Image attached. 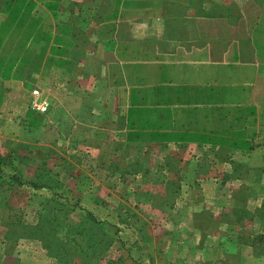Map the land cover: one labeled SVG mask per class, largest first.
Masks as SVG:
<instances>
[{"label": "crops", "instance_id": "crops-1", "mask_svg": "<svg viewBox=\"0 0 264 264\" xmlns=\"http://www.w3.org/2000/svg\"><path fill=\"white\" fill-rule=\"evenodd\" d=\"M7 4L0 0V26L9 23L10 16V24L20 26V16L27 13L37 24L29 42L40 45L29 52V66L37 63L28 74L36 82L27 86L14 80L19 88L11 90L16 96L26 91L28 102L16 104L17 96L7 103L3 95L0 101L2 109L11 108L12 123L17 119L19 129L25 118L30 130L44 134L42 139L57 130L62 140L70 141L74 154L83 142L100 139L101 145L114 148L120 162L126 166L129 162L130 169L137 162L139 169H134L140 172L168 164V178H174V172L189 179L205 175L209 163L199 162L203 171L194 165L191 178L187 160L181 158L188 151L208 156L213 145L243 154L251 147L254 128L264 122L260 114L252 113L259 112L264 100V0H27L22 5L10 0ZM229 64L251 67L237 69L243 93L234 100L211 94L218 79L209 68ZM53 73L58 79L49 77ZM218 97L224 100L217 101ZM42 100L48 101L44 110L35 106ZM93 145L100 148L99 143ZM152 177L146 182L140 173L138 180L132 177L126 183L154 185L149 183Z\"/></svg>", "mask_w": 264, "mask_h": 264}, {"label": "rangeland", "instance_id": "rangeland-1", "mask_svg": "<svg viewBox=\"0 0 264 264\" xmlns=\"http://www.w3.org/2000/svg\"><path fill=\"white\" fill-rule=\"evenodd\" d=\"M12 18L0 26V101L2 95L7 103L18 96L15 103L23 105L26 91L16 96L11 90L19 88L14 80L27 86L36 82L28 74L37 63L29 66V52L40 45L29 42L37 24L27 13L20 16V26H12ZM221 66L209 68L218 79L211 94L238 99L243 86L236 71L251 67ZM8 109L0 104V264H264V122L254 128L243 154L213 145L208 156L188 151L181 158L191 178L194 165L203 171L199 162L209 163L205 175L189 179L174 172L168 178V164L140 172L134 169L137 162L130 169L100 139H89L78 154L70 153L73 147L59 131L42 139L44 134L30 130L25 118L20 129L17 119L12 123ZM258 110L252 113L263 120L264 100ZM140 173L146 182L153 176L149 183L154 185L126 183ZM31 181L49 187H34Z\"/></svg>", "mask_w": 264, "mask_h": 264}, {"label": "built area", "instance_id": "built-area-1", "mask_svg": "<svg viewBox=\"0 0 264 264\" xmlns=\"http://www.w3.org/2000/svg\"><path fill=\"white\" fill-rule=\"evenodd\" d=\"M38 109H46V107L48 106V101L46 100H42L39 104L35 105Z\"/></svg>", "mask_w": 264, "mask_h": 264}, {"label": "trees", "instance_id": "trees-1", "mask_svg": "<svg viewBox=\"0 0 264 264\" xmlns=\"http://www.w3.org/2000/svg\"><path fill=\"white\" fill-rule=\"evenodd\" d=\"M17 181H19V178H15ZM31 183H33L34 187H37L38 185H45L48 186L46 183H34L31 181ZM38 184V185H37ZM49 187V186H48Z\"/></svg>", "mask_w": 264, "mask_h": 264}]
</instances>
